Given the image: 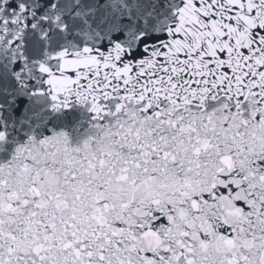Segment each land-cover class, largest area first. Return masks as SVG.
<instances>
[{
	"label": "snow or ice",
	"instance_id": "1",
	"mask_svg": "<svg viewBox=\"0 0 264 264\" xmlns=\"http://www.w3.org/2000/svg\"><path fill=\"white\" fill-rule=\"evenodd\" d=\"M0 264H264V0H0Z\"/></svg>",
	"mask_w": 264,
	"mask_h": 264
}]
</instances>
